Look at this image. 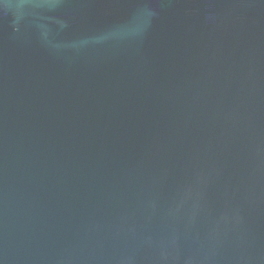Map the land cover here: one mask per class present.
Listing matches in <instances>:
<instances>
[{
  "label": "water",
  "instance_id": "1",
  "mask_svg": "<svg viewBox=\"0 0 264 264\" xmlns=\"http://www.w3.org/2000/svg\"><path fill=\"white\" fill-rule=\"evenodd\" d=\"M0 264H264V0H0Z\"/></svg>",
  "mask_w": 264,
  "mask_h": 264
}]
</instances>
